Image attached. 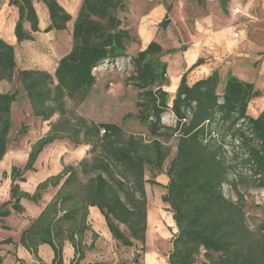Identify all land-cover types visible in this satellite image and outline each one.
Wrapping results in <instances>:
<instances>
[{
  "label": "trees",
  "instance_id": "trees-1",
  "mask_svg": "<svg viewBox=\"0 0 264 264\" xmlns=\"http://www.w3.org/2000/svg\"><path fill=\"white\" fill-rule=\"evenodd\" d=\"M34 1L41 3L48 14L44 33L60 32L72 20L57 0H8L16 8L13 34L20 45L33 41L40 32ZM129 0H81L72 23L71 49L58 61L54 72L36 69L17 71V79L30 107V116L49 122L48 131L31 146L23 167L12 165L8 178V199L0 204V226L5 218L21 215L22 202L40 206L49 188L56 189L39 214L23 229L17 241L8 237L0 245H12L13 256L18 247L25 249L40 264L38 248L47 245L53 252L51 264H63V247L69 243L74 250L70 264H79L85 252L94 248L96 235L88 222L89 209L102 216L111 237L123 247L134 241L145 244L146 198L144 172L151 174L149 185L165 189L161 202L168 204L177 233L171 241L167 264H264V234L252 241L253 232L245 224L242 205L226 199L221 185L228 181L236 163L249 168L252 186L264 190V109L256 117L247 114L249 102L261 92L253 83L243 81L228 71L221 79L214 70L192 85L187 74L203 64L196 62L185 71L171 96L167 64L161 58L166 52L156 41L128 56V45L136 41L123 27L119 14ZM170 6L159 26L169 22ZM186 50L181 46L179 51ZM130 57L133 72L127 79L138 91L137 113L133 118L147 127L151 139L129 135L120 124L90 122L67 110L66 100L83 102L95 77L92 70L104 62ZM16 58L13 45L0 38V82L11 83L15 77ZM219 88V92H218ZM17 92H0V162L6 155L12 127V105ZM170 112L173 127L164 126L161 116ZM129 115L123 117V121ZM27 126L21 123L16 136L24 135ZM218 137V144L215 142ZM176 138V150L169 161L168 182L155 181L169 148L158 137ZM75 147L89 146L87 156L75 165H62L61 171L37 183L33 192L23 191L26 174L35 172V163L45 148L59 141ZM229 146L231 160L225 154ZM2 175H6L5 172ZM117 224L124 225L128 235ZM90 232L91 244H84ZM17 258V257H16ZM4 256L0 254V264ZM16 264H24L17 258Z\"/></svg>",
  "mask_w": 264,
  "mask_h": 264
},
{
  "label": "rangeland",
  "instance_id": "rangeland-1",
  "mask_svg": "<svg viewBox=\"0 0 264 264\" xmlns=\"http://www.w3.org/2000/svg\"><path fill=\"white\" fill-rule=\"evenodd\" d=\"M57 1L72 17V20L67 23L66 29L60 32L51 31L44 33L43 29L49 23L47 10L41 3L34 1L33 5L38 16L40 32L34 34L33 41L24 42L20 45H17L15 40L12 41L16 58L15 77L11 83L0 82V92H17V101L12 105V127L9 133L8 148L2 163H0V204L8 199L10 182L8 174L10 167L12 165L19 168L23 167L30 146L48 131L49 122H54L58 118L55 115L50 121L42 122L38 118L30 116L31 110L28 101L17 79V71L22 69L43 70L52 74L57 61L71 49L72 23L80 7L81 0ZM202 1L204 2L202 8L206 11L204 8L205 4L208 3L210 6L212 1L215 0ZM160 6L163 7L162 14L156 13ZM167 6H170L168 13L169 22L162 28L159 26V23L163 19L165 7ZM200 11L201 9L194 0H129L126 4V10L119 14L123 27L128 29L136 37V41L128 45V56H133L139 52L147 44L148 40L156 41L164 52L171 49L178 51L173 54H165L161 58L167 64L168 77L169 75H175V73L176 75L181 74L186 64L185 60H187V56L184 57L185 53L179 52V48L190 45L193 37L196 35L195 33L201 29L197 24V20L202 16ZM245 16L251 19L248 15ZM16 19V8L9 6L8 0H0L1 36H5L6 38L3 32L13 29ZM144 34L148 37L147 41L144 40ZM204 44H206V40ZM206 48L208 50H205L203 55L197 58L203 60V64L192 69L187 74V82L189 84L192 81L204 79L207 77L206 74L208 72L212 73L216 67L222 80H224V76L228 70L231 72L230 66L228 65L230 58L220 60L216 56V53L212 51L213 48L209 44ZM132 72L133 67L130 57L120 58L113 62L101 63L92 70L95 83L87 98L79 103L73 100H66L67 110L90 122H112L120 124L123 130L129 135L142 136L145 142L149 141L151 137L147 127L133 118L138 111L135 105L138 91L127 80ZM164 90L171 96L176 91H173V87L169 86H166ZM247 114L251 116L249 111H247ZM126 115L132 117L123 121L122 119ZM21 123L27 126V130L24 135L17 137L16 133ZM161 123L164 126L173 127L175 125L173 114L170 112L164 113L161 116ZM215 137L217 140L215 143L218 144L219 139L216 135ZM158 139L169 148V155L162 164L161 172L155 177L157 183L165 186L168 182L166 169L175 153L177 139H167L165 136H160ZM88 149L89 146L81 145L75 147L65 140L56 142L52 146L45 148L34 165L35 172L26 174V182L20 184L21 189L29 193L33 192L37 183L45 180L47 177L58 174L63 164L75 165L79 160L86 157ZM225 150L229 151L225 154L226 160H231V148L226 146ZM3 172L6 175H2ZM151 179H153L151 174L146 170L144 172L146 213L147 205H150L149 211L151 213H153L152 210L155 208L160 214V217L158 219L156 218L157 220L155 219L157 222L154 224V229L150 225V230L155 235L147 234L148 241H146L144 246L134 241L133 247H123L111 237L99 212L96 213V219L88 216L91 230L97 236L94 240L97 248L93 251L86 252L87 258L93 264H141L145 256L149 255L150 251L154 254H159L156 249L158 244H155L157 237L162 239L159 247L160 253L166 256L167 252L169 253L171 251V241L177 233V228L173 220L169 222V219H172L169 205L160 200V197L166 192L165 189L149 185L147 181ZM227 180L221 185L222 194L226 199L242 205L244 221L248 229L253 232L254 236L252 237V241H254L260 237V234H264V190L252 186L249 168L243 167L238 162L235 168L230 169ZM55 191L56 189L49 188L47 193L43 195L40 206L23 202L22 206L25 209L23 214L11 215L5 218L3 224L8 229L0 226V241L10 237L16 242L20 232L29 225L30 220L34 219L35 214L39 210L38 208L44 206ZM117 226L122 232L128 235V231L124 225L117 224ZM150 237H152L154 244L150 242ZM91 238L90 232H87L84 237V242L90 243ZM46 248V251L48 250L50 252V247L46 246ZM12 250V245H0V254L4 256L2 264H16L17 258L13 256ZM196 262L197 264L205 262L203 251L196 257Z\"/></svg>",
  "mask_w": 264,
  "mask_h": 264
},
{
  "label": "crops",
  "instance_id": "crops-1",
  "mask_svg": "<svg viewBox=\"0 0 264 264\" xmlns=\"http://www.w3.org/2000/svg\"><path fill=\"white\" fill-rule=\"evenodd\" d=\"M194 2L197 3L198 7L201 9L200 13L202 16L197 20V24L201 29L195 33L196 35L193 37L191 44L185 46L186 50L179 51L185 53L184 57L187 56V60H185L186 64L181 74L176 75L175 73V75H169V87H173V91L177 89L181 75L196 62L199 56L203 55L205 50H208L206 47L209 44L213 48L212 51L216 53V56L220 60L230 58V63L227 64L230 66L233 75L243 81L253 83L255 89L261 92V96L251 100L247 107V111L251 114L250 117L256 118L264 109V0H215L212 1L210 6L208 3L205 4L204 8L206 11L202 8L204 6L202 0H194ZM162 8L163 7L160 6L156 13L162 14ZM245 15H248L251 19L246 18ZM203 27L205 28V32ZM13 30L14 28L3 32L6 38L0 35V38L10 45H13L12 41L15 40ZM147 39V35L144 34V40L147 41ZM205 40L206 44H204ZM149 42L150 40L147 41V44ZM147 44L144 45L141 50L145 49ZM216 69L218 68L216 67L214 70ZM176 71L178 70L176 69ZM209 74H211V72H208L206 76ZM197 81L198 80H195L188 84L192 85ZM2 161L0 163H2ZM41 208L42 207L38 208L39 210L35 214V217L39 214ZM149 210L150 205H147L145 243L148 241L147 234L155 235L154 232H151L150 225L152 229H154V224L160 217L159 212H157L155 208L153 209L154 211L152 210L153 213ZM97 212V209L90 208L89 216L96 219ZM150 220L152 221L150 222ZM171 221L172 219H169V222ZM160 241H162L160 237H157L155 240V244H158L156 249L159 254H154L150 251L149 255L145 256L141 264H167V256L169 253L167 252L166 256L160 253ZM150 242L154 244L152 237H150ZM84 244L89 246L91 241L90 243L84 242ZM46 246L47 245L39 246L38 256L44 264H51L53 252L52 250H50V252L48 250L46 251ZM94 247L92 251L97 248L95 242ZM12 251L14 252V250ZM86 252L85 258L79 264H93V262L87 258ZM15 254L17 258L24 261V264H39L21 247L15 250ZM73 257L74 250L72 246L69 243H65L63 247V264H70Z\"/></svg>",
  "mask_w": 264,
  "mask_h": 264
}]
</instances>
